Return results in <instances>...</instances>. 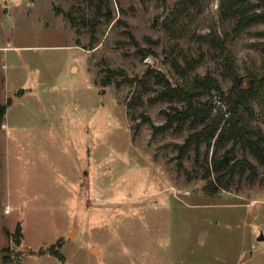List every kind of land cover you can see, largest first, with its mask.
Masks as SVG:
<instances>
[{
  "label": "rangeland",
  "instance_id": "374dc122",
  "mask_svg": "<svg viewBox=\"0 0 264 264\" xmlns=\"http://www.w3.org/2000/svg\"><path fill=\"white\" fill-rule=\"evenodd\" d=\"M175 1L0 0V264H264L257 157L240 144L228 153L229 136L180 156L176 144L203 124L155 132L143 120L161 125L165 109L185 105L161 98L155 81L158 72L179 78L161 26ZM218 6L207 0L199 18ZM261 40L244 33L232 42L243 73L263 64ZM140 47L155 53L143 57ZM108 68L135 80L104 84ZM197 70L230 86L210 56ZM244 156L258 166L254 179L249 167L230 171Z\"/></svg>",
  "mask_w": 264,
  "mask_h": 264
},
{
  "label": "trees",
  "instance_id": "16d2710c",
  "mask_svg": "<svg viewBox=\"0 0 264 264\" xmlns=\"http://www.w3.org/2000/svg\"><path fill=\"white\" fill-rule=\"evenodd\" d=\"M207 0H176L168 12L161 18V26L168 32L171 42L165 48L167 57L179 78L172 80L166 73L158 72L155 81L163 84L159 95L163 99L184 101L185 105H173L165 109L166 122L157 125L150 116H143L149 121L154 131L166 130L175 123L178 126L192 119L195 126L203 124L200 129L190 133L183 143L176 144L180 156L194 144L197 147L207 141L208 146L215 142L221 143L226 137H233V146L228 153L240 144L250 150L259 160L264 169V125L255 120L256 100L264 109V62L260 67L247 68L242 72L237 56L231 46L235 38L244 33L264 35V29L252 30L255 24H264V0H219L217 16L201 19ZM71 21L77 18L68 13ZM227 25L228 28H222ZM203 27L205 30H201ZM132 40L139 45L136 37L130 33ZM187 40V45L182 40ZM157 41V40H153ZM264 49V40L258 41ZM145 57L149 52L155 53L151 47H140ZM217 60L223 76L230 81L226 87L222 79L213 71L199 72L198 66L208 57ZM125 75L123 81L133 82L134 77L127 74L124 68H108L103 79L107 84L114 75ZM203 96H206L203 99ZM220 102V108L217 103ZM7 105L0 102V126L6 117ZM228 165V158L222 160ZM250 168L249 177L258 175V166L246 156L235 160L230 168L235 172L240 168L245 173ZM212 169L209 167V175ZM221 176H219L220 179ZM264 181V171L262 174ZM206 188L210 194L217 193L219 184L211 180Z\"/></svg>",
  "mask_w": 264,
  "mask_h": 264
},
{
  "label": "crops",
  "instance_id": "0c3cea01",
  "mask_svg": "<svg viewBox=\"0 0 264 264\" xmlns=\"http://www.w3.org/2000/svg\"><path fill=\"white\" fill-rule=\"evenodd\" d=\"M75 68H77V66H75Z\"/></svg>",
  "mask_w": 264,
  "mask_h": 264
},
{
  "label": "bare ground",
  "instance_id": "6f19581e",
  "mask_svg": "<svg viewBox=\"0 0 264 264\" xmlns=\"http://www.w3.org/2000/svg\"><path fill=\"white\" fill-rule=\"evenodd\" d=\"M74 233V232H73Z\"/></svg>",
  "mask_w": 264,
  "mask_h": 264
}]
</instances>
